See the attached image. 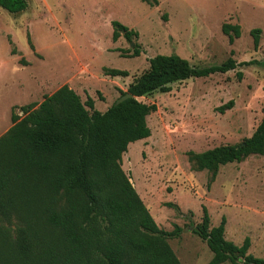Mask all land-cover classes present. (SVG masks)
I'll return each mask as SVG.
<instances>
[{
	"label": "rangeland",
	"instance_id": "obj_1",
	"mask_svg": "<svg viewBox=\"0 0 264 264\" xmlns=\"http://www.w3.org/2000/svg\"><path fill=\"white\" fill-rule=\"evenodd\" d=\"M27 1L28 8L18 14L0 8V137L12 125L13 108L21 115L20 107L39 104L64 85L105 112L157 55H178L198 68L229 57L237 64L264 61V0H157L154 7L140 0ZM112 21L138 37L113 42ZM226 23L241 28L232 45L221 30ZM253 29L261 30L257 49ZM135 45L140 55L131 57ZM104 68L128 76H106ZM170 87L139 98L157 110L147 117L150 137L128 145L122 170L160 229H182L167 240L181 264H207L212 258L193 233L202 206L211 227L226 218L227 241L241 246L249 238L248 254L263 258L264 155L222 166L211 181L206 170H191L187 153L239 144L253 134L264 111V65L238 66ZM229 101L233 107L220 113ZM21 228L14 216L0 217V264L24 259Z\"/></svg>",
	"mask_w": 264,
	"mask_h": 264
},
{
	"label": "trees",
	"instance_id": "obj_2",
	"mask_svg": "<svg viewBox=\"0 0 264 264\" xmlns=\"http://www.w3.org/2000/svg\"><path fill=\"white\" fill-rule=\"evenodd\" d=\"M140 1L158 5L157 0ZM0 8L18 14L28 8V1L0 0ZM111 26L113 42L124 38L131 43L138 37L118 21ZM221 30L230 45L241 36L239 25L226 23ZM260 33V29L250 31L254 49ZM28 44L33 49L29 38ZM16 53L13 48L11 54ZM139 55L135 45L130 56ZM253 64L264 65V61L237 64L229 57L220 65L198 68L178 55H157L121 93L132 98L113 103L105 112L97 111L89 97L82 102L67 85L44 96L39 104L20 107L21 115L13 108L12 125L0 137V217L14 216L22 224L21 264H181L167 240L179 237L182 229L175 225L168 232L157 226L121 167L128 145L151 135L147 117L157 106L139 98L167 93L176 82ZM103 72L110 77L128 76L117 69ZM242 76L236 74L238 80ZM233 105L229 101L218 111L224 113ZM251 155H264V111L253 134L241 143L187 153L191 170H206L211 181L220 167ZM201 209L193 233L212 253L207 264H264V257L248 254L249 238L241 246L225 239V217L211 227L207 208Z\"/></svg>",
	"mask_w": 264,
	"mask_h": 264
},
{
	"label": "water",
	"instance_id": "obj_3",
	"mask_svg": "<svg viewBox=\"0 0 264 264\" xmlns=\"http://www.w3.org/2000/svg\"><path fill=\"white\" fill-rule=\"evenodd\" d=\"M131 47H133L132 44H131ZM130 98H132V95L129 94V93H127V94L121 96V97L116 101V104H119V103H121V102H123V101H125V100H127V99H130Z\"/></svg>",
	"mask_w": 264,
	"mask_h": 264
}]
</instances>
